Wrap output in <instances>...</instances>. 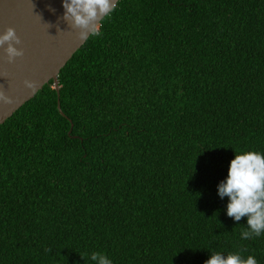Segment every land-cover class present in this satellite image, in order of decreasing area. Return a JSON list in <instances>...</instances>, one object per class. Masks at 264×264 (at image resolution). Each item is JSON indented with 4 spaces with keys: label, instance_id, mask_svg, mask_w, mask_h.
<instances>
[{
    "label": "trees",
    "instance_id": "trees-1",
    "mask_svg": "<svg viewBox=\"0 0 264 264\" xmlns=\"http://www.w3.org/2000/svg\"><path fill=\"white\" fill-rule=\"evenodd\" d=\"M95 32L0 125V264H264L218 195L264 152V0H120Z\"/></svg>",
    "mask_w": 264,
    "mask_h": 264
},
{
    "label": "water",
    "instance_id": "water-1",
    "mask_svg": "<svg viewBox=\"0 0 264 264\" xmlns=\"http://www.w3.org/2000/svg\"><path fill=\"white\" fill-rule=\"evenodd\" d=\"M119 1L112 0L110 11L99 17L95 31ZM64 11L63 0H0V36L13 28L21 40V44L15 46L24 53L9 63L4 51L7 44L0 48V91L11 101H0V125L50 81L59 93L61 70L92 35L80 40L71 20L63 18ZM25 81L33 83L35 90L28 88Z\"/></svg>",
    "mask_w": 264,
    "mask_h": 264
},
{
    "label": "clouds",
    "instance_id": "clouds-1",
    "mask_svg": "<svg viewBox=\"0 0 264 264\" xmlns=\"http://www.w3.org/2000/svg\"><path fill=\"white\" fill-rule=\"evenodd\" d=\"M111 3L112 0H63L65 10L63 18L71 20L72 26L78 30V38L83 41L89 34H96L94 30L96 22L100 16L110 11ZM5 44L7 47L4 51L9 63L24 55L23 51L15 46L21 44V40L13 28H8L6 33L0 36V48ZM25 85L35 90L36 86L33 83L25 81ZM59 94L60 89L58 96ZM0 101L11 103L2 91H0ZM218 195L221 199L228 198L229 218L240 222L242 218L247 217V226L241 232L242 239H251L264 234V152H235L227 178L218 185ZM210 253L209 259L204 264H258L254 256L245 257L239 252L230 251L224 254L210 251ZM81 258L84 259L83 256ZM90 258L93 264H113L104 253L93 252Z\"/></svg>",
    "mask_w": 264,
    "mask_h": 264
}]
</instances>
